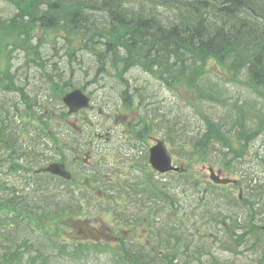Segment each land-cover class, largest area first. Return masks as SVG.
<instances>
[{
    "label": "trees",
    "instance_id": "16d2710c",
    "mask_svg": "<svg viewBox=\"0 0 264 264\" xmlns=\"http://www.w3.org/2000/svg\"><path fill=\"white\" fill-rule=\"evenodd\" d=\"M55 57L61 61L53 62ZM14 61L37 67L41 81L52 83L55 97L76 87L73 78L62 76L66 66H96L99 75L124 83L126 91L130 87L124 75L138 70L180 99L161 116V124H169L166 139L194 136L189 137V148L180 146L186 159L183 173L169 175L172 179L165 185L153 179L149 184L151 195L164 197L160 199L166 205L169 228L163 247L144 252L95 242L67 243L65 221L80 210L79 202L12 187L9 196L1 198L0 264H228L209 251L210 244L217 243L235 257H256L250 264H264V232L259 228V223L264 225V0H0V144L29 85L26 73L23 78L13 74ZM179 89L189 96L185 103ZM132 90L130 105L148 100L153 104L157 95L153 86L140 84ZM197 110L201 119L193 126L188 115ZM148 118L137 119L145 131L156 121L153 115ZM136 127L131 124L129 129ZM54 136L55 147L63 149L64 142ZM257 139L262 150L250 151L247 147ZM216 146L224 155L219 165L230 175L239 173L246 196L241 201L228 197L223 209L203 206L205 232L182 239L176 228L184 225V213L170 195L178 192L180 183L178 193H189L197 202L216 189L226 190L214 189L192 169L209 162ZM254 160L245 182L241 169ZM252 167L263 177L255 176ZM223 240L229 246H222Z\"/></svg>",
    "mask_w": 264,
    "mask_h": 264
},
{
    "label": "rangeland",
    "instance_id": "374dc122",
    "mask_svg": "<svg viewBox=\"0 0 264 264\" xmlns=\"http://www.w3.org/2000/svg\"><path fill=\"white\" fill-rule=\"evenodd\" d=\"M161 12V11H160ZM163 14H165L164 11H162ZM164 20V19H163ZM87 68L88 70V76L89 77H92L96 71V66H89V67H85ZM212 72L214 71L213 69H211ZM215 73V72H214ZM137 76L139 75L137 72L135 73ZM217 74V73H215ZM134 74L131 73L130 76H133ZM218 75V74H217ZM220 78L219 79H224L223 75H219ZM141 81H149L147 78H142V75H141ZM82 81H79V83H81ZM153 81L150 80V82H148L147 84L149 85H153ZM131 84L133 85V83L131 82ZM101 86H105V87H101ZM113 84L112 82H106V83H99V84H95L93 86H90L88 91L90 93L93 94V97H94V101H93V104H96L97 101H100L101 102V109L103 110V114H102V118L98 117V114L96 115L95 113V110L91 111V114H87L90 121L92 122V124L96 125L98 127H100V130H98L97 133H99L98 135H100L102 138L101 139H96L95 137H93V139L91 140L93 146H96L98 145L100 147V150L101 152L99 153V147H97V149L91 151L92 154H95V155H98V154H102V159H101V162L102 164L100 165L99 164V161H94V159L92 158L91 159V164L93 166V168L95 169V172H96V169L99 167L98 170H100L101 166L104 165L106 167L112 165L114 163V161L116 160L117 157L120 156V153L121 152H118L116 151V148L117 146L114 144V143H111L110 145V148L109 150H106L104 149L103 145L104 143L100 142L101 140H104V137H105V133L106 132H102V126L104 128H112V129H125V124L128 123L130 120L134 121L136 120L135 117H137V115H140L142 114L140 111H136L134 110V112H131V111H127L125 114H122V115H116V117H114V119H112L111 123L107 124L104 123V120L106 119L105 117V114H109V113H117L118 110L116 108H118L119 104H118V101H117V95L115 93V88H113ZM228 86H230V84H228ZM52 87V86H51ZM156 92H157V95L155 96L154 98V103L152 106H149L147 107V112H148V115L149 117H151L153 115V119H156V121H154L153 123V134L151 135V139L153 138H157V139H161L160 137L164 134H166V131L168 130V127H169V124H161L162 123V119H161V116L162 114L163 115H168V112H169V107L171 105H173L175 103V101H180V99H177L174 95L172 94H166L164 92V89L159 85L157 87H154ZM179 95L181 97V99L183 100V102L185 103V100L187 98H189V96L184 93L181 89H179ZM44 96L41 95L39 96V98H43ZM96 98V100H95ZM164 98V99H163ZM162 99L164 101H162ZM95 106V105H94ZM96 108V107H95ZM158 108H160L159 111H156ZM207 108L203 109L202 111L204 112H207L206 110ZM154 112V113H152ZM188 117L190 118V123L195 126L197 121L201 119L199 113H198V110L196 112H191ZM163 119L167 120L164 116L162 117ZM169 120L168 122L169 123H173L174 122V119L173 118H170L168 117ZM183 118H181L182 120ZM103 124V125H102ZM156 125H158V127H156ZM106 126V127H105ZM175 130H179V128H177V126H175ZM82 133H84V135L86 134V129H83ZM173 138H175L173 136ZM187 138H189L187 135H186V138H177L173 141V144L168 145V149H169V152L173 158V160L175 161V163L177 165H180V164H184V161H185V158L184 156L182 155V153L180 152L179 150V145H185L184 142H186V148H189V145L187 146ZM23 140H30L29 138V134L28 133H25L24 134V137L22 138ZM150 139L149 141V144L151 145L152 143V140ZM120 144V143H119ZM146 147L138 144L137 145V150L135 152H128V155L129 156H132V155H136L137 157V161L139 162H142L144 161V150L147 149L148 147V144H145ZM251 149L254 150V149H258L259 150H262V143H261V140H258L256 141V143L254 145H250ZM249 147V148H250ZM114 150V152H113ZM1 157V160H5L6 157H7V154L4 153L3 155L0 156ZM216 157H221V154H213L212 157L209 158V161L211 162V164H206L205 166L206 167H212L214 169V171L216 170H222V173L224 176H228V174L226 172H224V170L219 167L217 164H218V161L216 159ZM229 158H231V156H229ZM257 163L256 160H254L252 162V164H244L242 169H241V175L243 176V180L246 182L247 178L249 177V167L252 166V165H255ZM193 169L196 170V174L200 176V178H202L205 182L206 180L209 181L208 179V173L205 171H203L201 169V166L200 165H194L193 166ZM252 169L254 170V175L255 176H258V177H263V175L260 173V170L259 168H256V167H252ZM19 173V172H18ZM18 173L16 175L14 174H9L7 171H3L1 172V175H0V178L1 179H11L10 181H13V180H19V178L17 177ZM19 176V175H18ZM102 179H105V177H103V175L101 176ZM231 177V176H229ZM172 178L171 177H168L165 179V184H168V182L171 180ZM173 186V184H170ZM190 185V184H189ZM232 193H233V196H236L238 195V189H233V190H230ZM229 193V189H226L224 192L220 191L219 189H216L215 192L213 193V196L214 197H221V201H220V204L222 206H228V201H227V195ZM1 191H0V195H1ZM194 203H197L195 200L191 199V198H185L184 199V202H183V205L185 207L191 205L193 206ZM95 204V205H94ZM90 205H94L95 207H97V204L95 201H92L90 203ZM85 211H91V206H87L85 207ZM100 209L97 208V212H96V215L98 217V219H101L102 217V214L99 212ZM263 225V224H261ZM255 255L260 256L261 254V249H259L256 253H254ZM225 258L227 259H230V256L228 254H225L224 255ZM250 258L251 259H255L256 257L250 255Z\"/></svg>",
    "mask_w": 264,
    "mask_h": 264
},
{
    "label": "water",
    "instance_id": "95a60500",
    "mask_svg": "<svg viewBox=\"0 0 264 264\" xmlns=\"http://www.w3.org/2000/svg\"><path fill=\"white\" fill-rule=\"evenodd\" d=\"M88 98L83 96L79 91H73L69 94H66L62 102L68 107L69 114L75 113L80 109H85L88 107ZM149 163L151 166L157 170L159 173H166L168 171H176V169L172 168L170 166V159L167 156L163 145L161 143H158L155 147H153L150 150V156H149ZM48 171H50L52 174L64 177L65 173L61 172L60 167L53 165L48 168ZM220 173L218 172L217 175H215L210 170V180L218 185H226L228 183L235 184V181H231L229 179H220L219 178Z\"/></svg>",
    "mask_w": 264,
    "mask_h": 264
}]
</instances>
